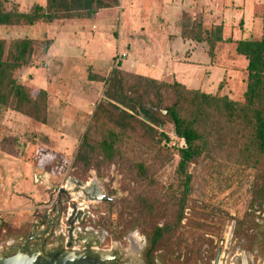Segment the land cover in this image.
Masks as SVG:
<instances>
[{
	"label": "rangeland",
	"instance_id": "obj_1",
	"mask_svg": "<svg viewBox=\"0 0 264 264\" xmlns=\"http://www.w3.org/2000/svg\"><path fill=\"white\" fill-rule=\"evenodd\" d=\"M178 1L119 0L90 17L81 13L32 26H0V39L38 41L30 64L15 76L32 95L42 90L47 104L44 123L0 105V258L26 239L33 246H66L72 240L81 248L87 238L120 252L128 264H141L142 251L130 240L148 246L150 229L143 222L156 216V208L163 212L158 224L173 229L153 253L154 264H213L218 251L219 264H264V206L254 212L257 228L236 233L251 198V168L209 159L190 165L189 197L174 227L184 184L176 148L184 143L161 116L163 108L156 111L159 125L124 131L105 111L93 133L102 138L111 130L121 142L108 154L92 153L88 166L74 161L105 89L88 74L106 77L119 68L129 76L126 96L132 105L141 102L148 109L157 106V87L140 84L137 76L156 83L178 80L242 100L246 61L234 41L264 38V0H203L189 6ZM46 2L7 0V8L45 10ZM195 20L204 32L222 24L224 41L211 55L204 42L182 36L197 32ZM162 99L163 106L170 102L167 93ZM97 192L108 199L91 196Z\"/></svg>",
	"mask_w": 264,
	"mask_h": 264
},
{
	"label": "trees",
	"instance_id": "obj_2",
	"mask_svg": "<svg viewBox=\"0 0 264 264\" xmlns=\"http://www.w3.org/2000/svg\"><path fill=\"white\" fill-rule=\"evenodd\" d=\"M46 1L45 10L42 6L35 5L30 11H19L8 9L7 0H0V26H32L41 21L50 23L60 17L79 18L81 13L90 17L99 9L117 6L119 3V0ZM194 25L197 32H184L183 38L204 42L208 46L209 55L213 54L215 45L224 41L222 24L205 32L201 30L200 21L195 20ZM234 43L236 53L246 61V82L242 100L232 99L226 94L191 89L178 80L156 83L153 79L137 76L140 84L157 87V106L148 109L141 102L132 105L133 101L126 96L129 76L119 68H112L106 77L88 74L90 80H102L105 89L103 99L93 114L92 123L78 145L74 158L76 165L88 166L92 153L101 151L108 154L114 150L117 142H121V136L111 130L102 138H97L93 133L95 126L103 121L105 111L108 119L120 125L124 131L128 128L134 130L140 125H159L160 115L156 111L163 108L165 114L161 116L170 121L174 134L184 143L176 148L179 158L177 171L184 178V184L181 194L183 201L177 211L179 213L174 227L180 225L189 197L191 175L187 171L188 167L209 159L224 166H241L254 170L251 198L244 217L237 222L236 233L240 235L244 229L257 228L254 212L264 206V38H242ZM37 46L38 41L32 38L10 41L0 39V105L44 123L47 108L44 92L41 90L37 95H32L29 88L15 76L21 67L30 64ZM47 49L48 46L45 45L44 52ZM162 92L167 93L170 99L164 106ZM135 113L138 116L134 117ZM122 121H127V124H119ZM162 135L167 138L165 134ZM146 209L152 208L147 205ZM158 211L155 208L153 214L156 216L143 222L150 229L147 233L149 251L145 255L146 264H154L153 253L157 251L162 237L173 229L165 223L158 224L163 217V212ZM255 235L253 240H256L257 234ZM261 235L264 238V233ZM121 236L122 233L116 237Z\"/></svg>",
	"mask_w": 264,
	"mask_h": 264
},
{
	"label": "flooded vegetation",
	"instance_id": "obj_3",
	"mask_svg": "<svg viewBox=\"0 0 264 264\" xmlns=\"http://www.w3.org/2000/svg\"><path fill=\"white\" fill-rule=\"evenodd\" d=\"M72 242L70 240L66 246L57 242L54 245L33 246L30 239H26L18 246L7 248L0 258V264H128L120 252H115L111 247H102L101 243L99 247L98 240L86 238L81 248H75ZM140 245L138 251H142L141 264H146L145 255L149 246L143 248L142 244Z\"/></svg>",
	"mask_w": 264,
	"mask_h": 264
},
{
	"label": "crops",
	"instance_id": "obj_4",
	"mask_svg": "<svg viewBox=\"0 0 264 264\" xmlns=\"http://www.w3.org/2000/svg\"><path fill=\"white\" fill-rule=\"evenodd\" d=\"M171 2H173V0H171ZM197 2H200L199 5H202L204 3L203 0H179L178 4L181 6L187 4L189 6V5H192V3L196 5ZM247 2H249V1H247Z\"/></svg>",
	"mask_w": 264,
	"mask_h": 264
},
{
	"label": "water",
	"instance_id": "obj_5",
	"mask_svg": "<svg viewBox=\"0 0 264 264\" xmlns=\"http://www.w3.org/2000/svg\"><path fill=\"white\" fill-rule=\"evenodd\" d=\"M90 195H91V194H90ZM91 196L96 197L97 199H101V198H102V199H105V200L108 199V198L105 197L102 193H99V192L94 193V194H92ZM219 254H220V252L218 251L217 254H216L215 260H214V264H217V263H218V257H219Z\"/></svg>",
	"mask_w": 264,
	"mask_h": 264
},
{
	"label": "bare ground",
	"instance_id": "obj_6",
	"mask_svg": "<svg viewBox=\"0 0 264 264\" xmlns=\"http://www.w3.org/2000/svg\"><path fill=\"white\" fill-rule=\"evenodd\" d=\"M130 241H131L132 244L135 245V248H136L137 250L140 249V246H141V245L138 243V239L134 238V239H131ZM132 244H131V245H132ZM217 264H219V263H217Z\"/></svg>",
	"mask_w": 264,
	"mask_h": 264
}]
</instances>
